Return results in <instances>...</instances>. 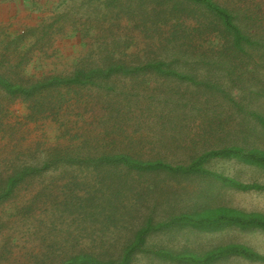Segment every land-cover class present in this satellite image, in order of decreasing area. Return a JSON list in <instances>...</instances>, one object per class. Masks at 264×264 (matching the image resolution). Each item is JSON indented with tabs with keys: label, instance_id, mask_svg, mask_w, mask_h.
Instances as JSON below:
<instances>
[{
	"label": "trees",
	"instance_id": "1",
	"mask_svg": "<svg viewBox=\"0 0 264 264\" xmlns=\"http://www.w3.org/2000/svg\"><path fill=\"white\" fill-rule=\"evenodd\" d=\"M132 1H136L141 11L136 28L142 35V41H148L142 56L139 55L140 52L137 56L126 55L124 51L128 48L127 43H113V49L102 45L99 52L95 51L97 56L90 58L91 63L67 76L49 75L29 85H22L0 75V94L3 93L9 100H23L29 110L28 122H37L44 117L42 120L57 124L65 134L68 128L60 122V118L69 98L76 93L73 89L95 87L110 90L108 80L114 76L152 75L158 79H176L200 89L206 107H202L201 103H186L177 94H171L173 112L177 110L181 113L179 118L183 117V120L178 121L171 119L172 124L168 126L169 132H180L176 135L169 134L167 139L154 137L146 146L138 141L130 146L131 149L117 151L89 150L91 147L84 141L78 146L66 145L49 150L34 159L31 165L11 167L2 185L0 184V202L9 201L13 193L22 191L27 186L31 190L27 203L9 221L19 220L23 223V228L32 221L39 222L36 226H30L37 231L31 233L34 236L30 239L33 253L22 257L24 263L132 264L136 256L151 252L147 249V239L156 230L165 232L172 229H195L218 234L226 229L237 228L264 234V214L246 213L220 205L199 206L195 203L208 196L214 197L215 193L222 191L264 192L263 185L245 183L208 168L210 162L224 160L264 173V110L263 113L257 110L245 97L236 102L232 96L237 89L242 90L243 76L255 68L257 72H264V35L258 34L259 22H262L259 21L262 18L259 17L260 9L257 8L258 13L249 12L245 7L233 5L231 0ZM207 45L209 48L205 47ZM123 46L124 50L120 52ZM167 47H175L170 56L167 55ZM114 50L120 52L118 57H115ZM175 63L179 64L177 68H174ZM203 71L207 78L199 81L195 78V73ZM215 74L220 75V80H216ZM222 79L225 85L222 84ZM248 95L251 99L264 98V94L255 90L249 91ZM219 99L228 106L229 111L237 113L236 122L233 120L235 116H227L224 109L209 108L213 100ZM182 104L192 106L182 107ZM164 106L165 104L162 111L166 113ZM163 120V117L160 118L161 123ZM187 124L190 129L184 134H191L193 128L196 132L194 136L191 135L189 151L179 152L174 147L183 139L184 126ZM146 147L147 152L143 149ZM49 171L59 172L66 181L61 188L64 194L76 185L72 179L75 174V177L80 173L100 174V186L97 190L93 189L94 196L87 201L78 200L74 203L68 200L63 204H56L52 184L42 191H37L34 186L37 183L40 185L41 178ZM129 176L145 180L143 195L148 199L154 193L156 203L163 198L157 194L163 192L168 181H174L179 186L197 182L200 188L194 193L195 197L189 208L183 210L175 207L177 203L173 204L180 201V196L168 195L171 198H167V202L172 207L169 218L154 223L155 206L153 214H147L137 229L129 230L130 235L120 247L106 248L104 237L98 236L88 249L68 254L66 246L74 236L71 231L73 225H81L89 230L88 233H92L99 224H125V217L119 214L117 204L124 201L125 192L133 193L134 186H131ZM143 195L137 196L141 202L144 201ZM182 196L185 197L186 194ZM76 206L78 208L69 215L61 212L72 210ZM121 208L127 210L130 207L124 203ZM40 211L49 216L47 230L43 229L42 221L39 220ZM126 215L129 219L132 218ZM129 224L130 221L126 225L127 229ZM61 226L65 227L63 231ZM91 229L93 230L90 232ZM49 238L53 240L47 244ZM36 243L37 250L34 248ZM5 246L6 250L7 247H16L17 240L9 239L5 241ZM156 250L154 254L162 261L178 264H213L228 258L264 263V256L240 245H224L204 255H176L166 249ZM36 251L39 252L34 254ZM2 258L3 253L0 260Z\"/></svg>",
	"mask_w": 264,
	"mask_h": 264
},
{
	"label": "rangeland",
	"instance_id": "2",
	"mask_svg": "<svg viewBox=\"0 0 264 264\" xmlns=\"http://www.w3.org/2000/svg\"><path fill=\"white\" fill-rule=\"evenodd\" d=\"M231 1L233 5L245 7V10L249 12H257V8L260 9V15H258L262 17L259 19L262 22H259L258 34L264 35V1ZM140 17L141 11L136 1L132 0H0V75H4L15 84L22 85H29L44 76H67L91 63L90 58L97 56L95 51L99 52L101 50L99 47L107 45L108 48L113 49V43L119 45L127 43L128 48L124 51L126 55L137 56L140 52L139 55L142 56L148 41H142V35L136 28ZM205 47L207 48L208 45ZM122 50L124 46L120 52ZM167 50V55L170 56L175 47H167ZM113 53L115 57L119 56L116 50ZM178 65L175 63L174 68ZM215 75H217L216 80H220V75ZM195 78L203 81L207 75L204 71L197 72ZM223 81L222 79V84H224ZM108 86L111 87L110 90L107 88L99 90L95 87L73 89L76 93L69 98L60 118V122L67 125V134L57 124L42 120L44 117L37 122H28L27 104L20 98L9 100L3 93L0 94V184L7 177L11 167L31 165L34 159L43 153L66 145L74 147L86 141L91 147L89 150H127L138 141H142L146 146L153 141L154 137L160 136L167 139L169 134L180 133H174L173 130L170 133L168 130L169 124H172L171 119L183 120V117L179 118L181 115L179 111L172 110L171 94H177L186 103L196 102L206 107L200 89L173 78L158 79L152 75L114 76L108 80ZM241 88L244 91L240 88L232 91L235 101L239 102L245 97L246 101L251 102L255 105L250 103L253 107L263 113L264 98L251 99L248 95L251 90L264 94L263 70L257 72L255 68L243 76ZM161 101H168V103ZM164 104L166 113L162 111ZM191 104H182V107L192 106ZM209 108L214 110L222 108L227 112V116L234 115L233 120L236 119L237 113L233 114L229 111L228 106L220 99L213 100ZM162 117L163 123L160 121ZM189 127V124L184 126L183 139L179 140L174 147L179 152L189 151L191 147L189 142L192 139L191 135H195L196 129L193 128L191 134H184L189 132ZM110 145L111 148H109ZM143 149L148 151V147ZM208 168L236 177L245 183H257L264 186L263 172L243 167L235 162L218 160L210 162ZM75 176L76 174L72 176V179L76 185L66 194L61 189L66 181L59 172L49 171L41 178L40 185L37 183L34 186L37 191L39 189L42 191L44 187L52 184V195L56 204H63L68 200L74 203L78 200L87 201L89 197L94 196L93 189H99L101 175L80 173L77 177ZM129 179L131 186H134L133 193L125 192L124 201L117 204L118 210L120 209L119 214L125 217V224L121 226L99 224L92 233H88L89 230L81 225H73L71 231L74 236L70 238L66 246L68 254L88 249L96 242L95 237L98 236L104 237L106 248L120 247L130 235L129 230L137 229L138 224L144 221L147 214H153L155 206L154 223H158L161 219L164 221L172 212L167 198H171L174 194L179 195L180 201L173 204L177 203L175 207L183 210L189 208L195 197L194 193L200 188L197 182L190 185L183 183L179 186L174 181H168L163 192L160 191L157 194L163 198L156 203L154 193L149 195L148 199L143 195L145 180L136 176H129ZM30 190L31 187L27 186L22 191L13 193L9 201L0 202V256L3 253L0 264H31L29 261L24 263L22 257L33 253L31 251L33 243L30 239L34 236L31 233L37 230H33L30 226H36L39 222L32 221L23 228L21 221H9L10 217L27 203ZM183 194L186 196L183 197ZM138 195L144 196L143 202L137 198ZM124 203L130 208L123 210L121 206L124 207ZM195 203L199 206L220 205L246 213L264 214V192L222 191L215 193L214 197L208 196L207 199H200ZM77 208L76 206L72 210L61 212L69 215ZM126 214L132 218L129 219ZM47 215L40 211L39 220L42 221L44 230H47L46 224L49 218ZM127 220L130 221L128 229L126 228ZM61 228L63 231L65 227L61 226ZM9 239H16L17 246L10 249L7 247L6 250L5 241ZM52 240L49 238L47 244ZM26 241L29 243L26 244ZM224 245H240L264 256V234L256 230L242 231L230 228L217 234L195 229L184 231L172 229L165 232L156 230L147 239V249L151 252L136 256L132 264H178L158 258L154 254L158 248L172 251L176 255L179 253L204 255ZM34 248L38 249L37 243ZM7 256L10 258L8 259ZM213 264L264 263L228 258Z\"/></svg>",
	"mask_w": 264,
	"mask_h": 264
}]
</instances>
